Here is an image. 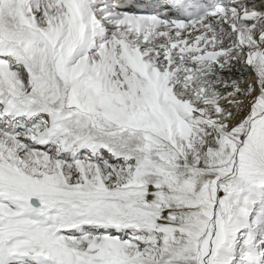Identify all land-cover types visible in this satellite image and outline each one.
<instances>
[{
  "label": "snow or ice",
  "instance_id": "6c2138e0",
  "mask_svg": "<svg viewBox=\"0 0 264 264\" xmlns=\"http://www.w3.org/2000/svg\"><path fill=\"white\" fill-rule=\"evenodd\" d=\"M0 264H264V0H0Z\"/></svg>",
  "mask_w": 264,
  "mask_h": 264
}]
</instances>
